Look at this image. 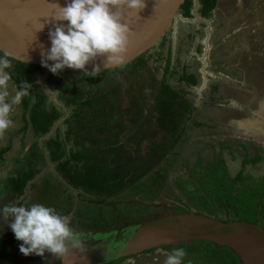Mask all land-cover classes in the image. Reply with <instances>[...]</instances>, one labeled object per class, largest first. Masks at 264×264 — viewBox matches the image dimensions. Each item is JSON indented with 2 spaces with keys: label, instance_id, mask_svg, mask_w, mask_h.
Wrapping results in <instances>:
<instances>
[{
  "label": "rangeland",
  "instance_id": "rangeland-1",
  "mask_svg": "<svg viewBox=\"0 0 264 264\" xmlns=\"http://www.w3.org/2000/svg\"><path fill=\"white\" fill-rule=\"evenodd\" d=\"M194 9L195 6L189 19L175 20L165 36L144 55L145 67H139L132 75L129 73L131 65L112 69L103 75L85 77L81 73L60 72L53 75L49 71L43 76V70H40L32 84L31 104L35 102L37 95L43 98L44 104H53L63 113V118L44 139L55 134V130L63 133L66 128L65 120L74 126L76 114L85 112V108L65 107V99H69L70 94L63 90L64 86L79 91L82 99L95 93L99 96L106 94L104 106L114 117L103 118L101 123L105 126L121 123L124 129L119 132L120 140L134 131V136L141 134L148 129L147 126L150 130L149 119L156 116L159 130L163 133L160 143L156 145L158 157L150 163H157L156 173L163 177L164 185L160 182V195L151 199L139 194L140 189L146 187L149 191L153 184L152 176L155 174L151 172L133 187L109 198L108 202H113V205L92 204L89 201L90 196L82 190L71 189L65 185L57 177L58 174L51 164L29 182L22 197L15 198L10 191V179L14 174L25 164L32 165V168L43 167L44 163L50 164L44 148L33 158L28 156V149L34 143L40 148L42 139L36 138L30 128L18 132L24 125L19 103L9 113L12 124L6 130H0V205L20 201L52 206L70 217L73 231L82 238L104 239L113 245L123 238L126 239L119 250L140 228L176 230L177 227L178 233L186 230L192 236L200 235L202 229V233H205L207 224L191 227L180 225L177 217L190 213L212 216V225L231 224L229 226L232 228L227 226L221 232L245 231L264 240V195L257 206L255 225L252 228H235L233 226L245 222L238 219L234 208L225 205L222 208L212 200L214 196L210 194L212 197L206 202L215 212L207 211L205 205L198 203L195 198L188 199L180 189L183 184L187 192L199 191L202 195L208 188L212 192L215 189L214 179L217 178L214 166L223 167L229 180L234 181L241 175L248 185H264V0H217L216 7L208 18L199 17L197 8ZM200 19L206 20L201 22ZM169 53L170 69L175 67L180 70L182 64L189 72H194L199 81L195 87L189 89L183 83L177 82L178 75L169 82L177 91L188 89L184 99L192 100L194 104L188 127L174 145L172 140L177 132L174 113L177 106L169 101L159 107L154 103ZM7 88L10 96L18 90V86L11 80L8 81ZM84 118L85 124L92 123V116ZM196 123L201 125L197 127L194 125ZM57 125L59 129L56 128ZM105 126H101L100 130L107 129ZM86 131L88 130L83 129L79 134H85ZM116 131L114 129L112 134ZM112 134L110 132L108 138ZM141 136L134 140V144L138 143ZM89 137L100 141L104 138L98 133H91ZM257 153L260 156L258 162H247ZM204 169L211 181L202 190L200 180L204 176ZM238 180L236 188L242 185ZM236 190L233 192L235 195L238 193ZM140 205L147 206L144 215L138 217ZM133 227L134 232H131L130 228ZM10 233L6 224L0 221V254L7 257H0V264L46 263L28 260L29 256L20 252L13 253L14 247L10 246L13 241L6 239ZM193 242L190 240L160 245L123 256L116 255L117 249L108 260H112V264H163L166 255L173 248L181 244L195 246ZM46 254L49 259L48 253ZM183 259L189 264H199L186 256ZM47 264H51L50 260Z\"/></svg>",
  "mask_w": 264,
  "mask_h": 264
},
{
  "label": "trees",
  "instance_id": "trees-1",
  "mask_svg": "<svg viewBox=\"0 0 264 264\" xmlns=\"http://www.w3.org/2000/svg\"><path fill=\"white\" fill-rule=\"evenodd\" d=\"M217 0H198V13L200 17L208 18L212 15V11L215 9ZM193 8V0H184L179 14L184 18H190L191 10ZM199 50V49H198ZM147 53V52H146ZM139 56L127 65H131L132 75L139 67L143 68L146 65L144 60L146 55ZM0 56L5 55L0 53ZM169 57L170 53L165 60L166 65L163 68V75L159 80V86L157 94H155L154 103L155 106L163 105L167 101L177 106L174 115L176 116L177 132L173 138V145L177 143L184 132L186 131L190 122L193 110L190 109L188 103L183 99L185 93L175 90L169 83V80L174 76L178 83H185L188 86H195L198 83L197 75L193 72H189L186 66L182 67V70L178 74L177 68H169ZM11 62V67L7 69L10 73V80L14 82L18 87L23 82H28L26 89L27 94L22 97L20 102V108L22 110V121L24 122L23 127L18 132H23L27 128H30L33 135L36 138L42 139L41 147L33 144L28 149V156L33 158L36 156L41 148H44L47 152V157L50 164L44 163L43 167L32 168V165H24L17 174H14L10 179L11 194L15 198H20L24 195L29 182H31L44 168H48L52 164L55 172L58 174L62 182L71 189L82 190L88 196H90V203L96 205H106L109 198L115 197L117 194L133 187L143 177L145 170H140L142 166L135 167L129 158V144L127 142L134 141L139 136L133 134L127 135L120 140V133L123 131V126L118 122L115 124L102 125L101 120L103 118L114 117L111 111L104 106V101L107 95L93 94L86 96L84 99L81 98V93L74 88L67 86L63 87V90L70 94L69 99H65V107L77 106L85 108L84 113L76 114L74 126L65 120L66 128L63 133L60 130H55V134H52L48 139H44L49 133H51L54 125L63 118V113L57 110L53 104H44L43 98L35 96V102L32 101V88L37 74L42 70L38 66L23 64L17 62L11 58L6 57ZM179 63V60H176ZM126 65V66H127ZM118 69V68H115ZM112 70V69H110ZM96 72L95 75H103L105 72ZM65 72V71H62ZM72 73V72H69ZM75 74V73H74ZM77 74V73H76ZM83 77L91 75L89 73H81ZM84 79V78H83ZM82 80V79H81ZM181 94V95H180ZM98 110V111H97ZM27 116V118H26ZM86 116H92V123L85 124L84 120ZM95 116V117H94ZM184 120V121H183ZM183 121L182 124H180ZM150 123V119H149ZM85 124V125H84ZM199 127L201 124H194ZM105 126L107 129L101 131L100 127ZM59 129V125L56 126ZM83 129H87L85 134H79ZM117 129L115 133L112 131ZM111 132L110 138H108ZM98 133L104 136L103 139L98 140L90 138L89 134ZM136 134V133H135ZM44 139V140H43ZM123 141V142H122ZM85 142V143H83ZM42 151V150H41ZM260 156L257 153L254 158H251L247 162H258ZM38 167V166H37ZM216 179H214V190L209 191V188L205 190L206 184H209L211 178H207L206 169H204V176L200 180L202 190H205L201 195L198 192H187L184 189V185H180V189L188 199L195 198L198 203L206 206L208 211L215 210L207 205V199H211L213 194L215 202L223 208V205L232 207L236 211V215L240 221L247 224L255 225L257 206L260 202L262 195H264V185L258 183L247 184L238 175L237 178L229 180L226 170L223 167H213ZM212 168V169H213ZM214 175V177H215ZM239 179V180H238ZM160 180V181H159ZM163 177L158 173L155 178H152L153 184L148 188L143 187L140 189L139 194L141 196H149L151 199H155L160 195ZM236 180L242 185L237 186ZM244 182V183H243ZM257 186V188H255ZM238 192L236 195L233 192ZM148 194V195H147ZM145 204V203H144ZM145 206L140 205L139 216H143L145 213ZM144 209V210H143ZM264 215V212H262ZM137 217V216H136ZM195 246H186L181 244L179 247L185 251V256L194 259L196 262L201 264H241L236 256L230 252L227 248H220L214 244H209L203 241H194ZM227 249L228 251H218ZM230 255H229V254ZM1 258L6 259L7 257L0 254ZM109 256L103 258L104 262H98L95 264H112V260H108ZM182 262L189 264L186 259Z\"/></svg>",
  "mask_w": 264,
  "mask_h": 264
},
{
  "label": "clouds",
  "instance_id": "clouds-1",
  "mask_svg": "<svg viewBox=\"0 0 264 264\" xmlns=\"http://www.w3.org/2000/svg\"><path fill=\"white\" fill-rule=\"evenodd\" d=\"M55 5L57 11L51 17L60 23L55 24L54 29H49L50 47L41 52V66L53 75L59 74L66 67L84 70L97 57H103L105 65L119 64L126 53L130 35L129 26L122 22L123 13L119 9L126 6L137 13L145 7V2L65 0L64 6ZM177 18L183 21L189 19L182 17L179 12ZM10 67V60L0 56V130H6L12 124L9 113L27 94L28 82L25 81L10 96L7 88L10 80L7 69ZM98 69L94 65L92 71L84 73L95 76ZM0 221L6 224L14 239L19 242L18 250L24 256L35 255L44 259L45 253H48L62 260L69 251V245L73 249L84 248L81 236L71 227L70 217L43 203H3L0 205ZM184 256L183 248H173L163 264H182Z\"/></svg>",
  "mask_w": 264,
  "mask_h": 264
},
{
  "label": "water",
  "instance_id": "water-1",
  "mask_svg": "<svg viewBox=\"0 0 264 264\" xmlns=\"http://www.w3.org/2000/svg\"><path fill=\"white\" fill-rule=\"evenodd\" d=\"M184 0H144L145 7L136 13L135 10L121 6L122 22L130 29L128 45L123 60L119 64H104L103 57L90 61L84 70L64 68L65 72L84 73L92 71L93 66L99 67L97 72L125 66L149 51L166 32L173 26ZM194 1L195 9L197 1ZM64 6L65 0H0V53L17 62L38 66L43 70V76L48 72L41 66V52L50 47L49 29L60 22L51 16L56 14V5ZM194 9V10H195ZM201 20V19H200ZM201 20V22H203ZM66 23V22H65ZM43 25L42 29H39ZM49 63H52L49 61ZM180 225L202 226L213 221L195 214H185L177 217ZM231 225V224H229ZM228 225V226H229ZM223 226V225H221ZM219 226V227H221ZM233 226V225H232ZM217 227L212 234L202 233L201 239L227 247L236 255L241 264H264V240L255 234L245 231L221 232ZM237 228L253 227L251 224H238ZM229 228H232L229 226ZM177 230V227H175ZM159 228L138 229L130 239L116 252V255H127L138 250H146L155 246L177 244L197 239L184 232ZM198 238V239H199ZM62 264L90 263L86 257L76 254L64 256Z\"/></svg>",
  "mask_w": 264,
  "mask_h": 264
},
{
  "label": "flooded vegetation",
  "instance_id": "flooded-vegetation-1",
  "mask_svg": "<svg viewBox=\"0 0 264 264\" xmlns=\"http://www.w3.org/2000/svg\"><path fill=\"white\" fill-rule=\"evenodd\" d=\"M164 65H166V63ZM182 67L183 66L181 64V66L179 67L180 70L177 69V72L180 73V71L182 70ZM171 79L169 80V82L171 81ZM183 84L185 85L184 87H186L188 89L191 87V86H188L185 83H183ZM195 86H192V87H195ZM188 89H184L183 88V89L180 90V92L186 93V91H188ZM157 91H158V87H157ZM156 94H157V92H156ZM182 96H183V99H184V97L187 96V94L182 95ZM184 100L188 103V105L190 106V109H192L194 111V104L192 103V100H189V101L186 100V99H184ZM191 103H192L193 106L191 105ZM183 121L180 124H182ZM149 124H150V130H149V126H147L148 129L146 131H143L141 134L137 133L138 136L142 135L137 144H134V141H132V142L129 141L127 143L129 144V158L133 162L132 164L135 167L142 166V168L140 170H145L143 176H145L148 173L153 172L155 175L152 176V178H155L156 175H157L156 169H155V166L157 165V163L155 162V163L152 164V163H150V161L152 159H157V157H158V150L156 149V145L160 143V141H161L160 136L163 133V131L159 130V124L157 122L156 116H154V118L150 120ZM135 133L136 132L134 131L132 134L134 135ZM172 142H173V140H172ZM172 145H173V143H172ZM152 146H155V147H152ZM153 150H155V151L153 152ZM146 165H148V167H146ZM162 184L164 185V183H162ZM195 215H198V214H195ZM198 216H201V215H198ZM202 216L206 217L208 219H211L213 221L212 216H210V215H205V216L202 215ZM222 225L223 226L219 227V226H216L214 224L213 225L209 224V225L206 226L205 233L206 234H211V233L213 234L215 228L219 227L220 230H223L229 224H222ZM214 226H216V227H214ZM133 230H134V227L130 228L131 232H134ZM89 237H90V234H89ZM194 237L197 238V239H193L191 241H203V242H207L209 244L211 243V242H208L206 240H203V239L199 238V237H201V234L200 235H195ZM8 238H10V239H8ZM6 239L13 241V243H10V246L14 247V248H12V252L13 253H15V252L19 253V250H18L19 242L14 239V236H13L12 232L6 237ZM82 240L84 241L83 250L73 249L69 245V251H68V253L65 256L76 254L78 257H86L90 261V263H88V264H95V263H98V262H104L105 261V260H103L104 257L113 255V251H116L117 249H119L121 243H124L126 241V239L123 238V239L119 240L118 243H115V245H113L111 243H108L104 239L93 240L92 238L90 239V238L86 237V238H82ZM211 244H213V243H211ZM214 245H216V244H214ZM5 246H7V245H5ZM5 246H3V247L6 248ZM220 248H227V247H220ZM218 251H223V250H218ZM46 255L47 254L45 253V258H46ZM45 258L42 259L39 256L30 255L28 260H33L34 262H41V263H43L42 261H46V263H43V264H47L48 260H50L51 264H57V263L58 264H62V261H63V259L62 260H58L55 257H52L50 254H48V258L49 259L46 258V260H45ZM23 260H26V259L23 258ZM74 264H87V263H74ZM199 264H201V263H199Z\"/></svg>",
  "mask_w": 264,
  "mask_h": 264
}]
</instances>
